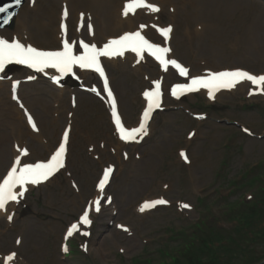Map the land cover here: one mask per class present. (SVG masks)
Returning a JSON list of instances; mask_svg holds the SVG:
<instances>
[{"label":"rangeland","instance_id":"1","mask_svg":"<svg viewBox=\"0 0 264 264\" xmlns=\"http://www.w3.org/2000/svg\"><path fill=\"white\" fill-rule=\"evenodd\" d=\"M208 2L213 6L212 13L201 7L195 8V14L203 11L208 14L199 17L191 12L193 22L190 26L196 24L194 30L201 22L210 23L200 35L197 34L200 29H197V33L191 35L192 43L187 39L188 44L182 43L186 39L182 31L183 16L179 20L172 19L177 3L163 8L160 26L173 25L169 22L172 20L178 30L175 40L170 39L176 59L192 70L191 75L225 67H242L264 73V0ZM52 3H58L54 12L58 18L61 1H45L48 6ZM85 5L87 3H82L84 8ZM181 6L192 7L190 4ZM27 7L28 2L20 12ZM48 17V13H45L39 15L38 20L48 21ZM140 25L152 24L143 18L134 28L138 29ZM215 26L217 29L213 31ZM154 29L152 27L149 36L152 41L160 43L156 37L157 28ZM0 31L5 32L7 38L13 37V31L8 28ZM246 31L251 33L250 40L254 38L252 48H256L254 51L259 57L254 61H244L240 58L242 52L238 55L227 52V46H236L237 37L241 39L243 49L244 37L248 35ZM86 38L90 41L88 36ZM69 39L73 40V36L70 35ZM35 45L49 46L42 42ZM177 48L180 52H177ZM144 63V70H131L133 65L129 63L124 65L126 69L121 73L106 63L120 101L121 113L130 126L140 119L144 108L143 92L151 89L156 80H163L164 87L167 86L162 108L154 116L149 135L141 144L120 145L99 78L91 76L88 85L75 83L74 80L64 83V94L60 99L62 112L55 110L53 117L55 120L56 116L57 123L50 121L52 103H57L54 99L58 95L56 90L47 84L42 85L45 90L39 84L31 86L27 81L23 82L25 86L19 87L22 97L41 100L34 110L42 112L39 116L43 124L42 133L40 136L37 134L42 138L34 137L31 131L28 133L29 130L23 125L27 140L34 138L33 144L38 149L30 161L46 159L60 143L64 130L75 116L79 126L73 127L71 124L70 150L62 171L47 184L32 187L18 203L15 222L20 226L23 223L30 225L26 226V237L17 234L18 230L11 231L16 223L6 218L0 221L1 230L8 233L4 238L0 236V252L16 250L32 264H158L165 258L162 252H175L185 237L192 233V225L200 219L211 216L218 226L232 228L236 225L234 218L228 214L229 201L240 200L242 195L250 199L254 197L253 194H259L260 188H264V94L257 92L249 95L253 86H247L220 95L213 101L207 100L204 93L178 100L172 97L170 90L172 84L180 79L177 69L173 68L162 79L160 77L164 70L152 57ZM21 72L19 69L7 73L3 83ZM20 76L23 81L26 73ZM6 88L0 92V108L9 107L7 110L12 111V119L24 123L25 119L14 111L13 105L17 104L8 90L11 86ZM74 111H77L76 114ZM12 119L7 117L0 121V139L3 140L0 145L4 146L8 155L0 176L12 162L10 134L17 125ZM45 128H49V131H45ZM244 128L250 133L244 132ZM50 139L52 149L49 145L42 148L40 142L43 140L47 144ZM182 151L187 159L181 155ZM110 164L117 167L108 191L113 195L116 207L109 206L94 215V223L83 227L71 239L65 251L63 244L67 226L78 219L85 205L95 196L97 180L103 168ZM260 175L263 180L258 178L256 184H241ZM147 198L164 199L168 203L141 212L139 209ZM183 204L190 207L183 208ZM28 232L30 234L27 235ZM84 232L89 234L84 235ZM20 237L24 239V245L17 246L14 242L19 241ZM259 254L264 256V250ZM17 264H24V261L19 260Z\"/></svg>","mask_w":264,"mask_h":264},{"label":"bare ground","instance_id":"2","mask_svg":"<svg viewBox=\"0 0 264 264\" xmlns=\"http://www.w3.org/2000/svg\"><path fill=\"white\" fill-rule=\"evenodd\" d=\"M45 1H48V0H29L28 1V7L26 9H24L22 11V13L20 12L19 17L16 20L15 30L14 31L12 30L13 32H11V35L13 36L14 39H19L25 45L31 44L34 47H35V43H37V42L38 43L42 42L43 44L45 43V44L49 45L48 47H45V46L41 47L44 49V48H54V47L62 45V39L65 37V35L68 39V36L71 34L74 38L73 41H75V42H79L81 40L85 41L87 39L86 37L88 36L89 38H91V41H93V43L98 44V45H100V47H102L103 44L106 43L109 39H113V38L117 37L116 35H118V34L122 35L126 32L134 31L133 28L136 26L138 21H140V19L146 18V19H148L149 23L159 26L161 24L160 23L161 21H159V19L161 18L160 15H162L163 8L169 4L177 3V6L174 9L175 13L172 14V19L179 20L181 15L185 19L186 22H184V19H182V21L184 23V25L182 26V28H183L182 31L186 35V39H184V41H182V43L188 44L187 39H190L191 35H193V33H197L196 32L197 29H200L199 33H197L198 35H200L203 33L204 29H206L208 24L210 23L209 22L207 24L206 22H201V24L198 25L196 27V29L194 30L193 28L196 24L190 26L191 22H193V19H191L192 18L191 12H193L194 13L193 15H195V16L202 17V16H205V14L207 12L212 13V11H214L213 6L208 2V0H200V1L199 0H196V1L195 0H148L149 3L156 4L160 8V12L152 13L149 10H147L146 8H137L135 10V12H129V14L127 16H125L122 13H123L124 6L128 2V0H82L81 1L82 3H87V5H85L86 8H84L82 6V3L80 2V0H71V1L70 0H60L61 5L59 6L60 10H59L58 18H57L56 13H54V12L58 8L57 7L58 3H52L50 6H48L45 4ZM183 4H190L192 7H183V6H181ZM45 7H46V10H44ZM196 7H199V8L201 7L202 9H204L207 12L203 11L199 14H197V13L195 14V12H197L195 9ZM190 8H192V10ZM65 9L68 12V16L66 18L63 17V12ZM215 12L218 13V11H215ZM45 13H48V16H49L48 18H50V19L48 21L42 20L41 22H39L40 20H38L39 19L38 16L39 15H45ZM81 14H83V17ZM169 22L173 23V25H171V27L172 26L173 27H172L171 33L169 34V38L167 40H165V38L159 32H158V34L156 33V37L160 39V42L163 44L162 46H168L171 48V52L168 54V58L176 59L175 54L172 53L173 49H172L170 39L174 38V40H175V37L177 34L176 32L178 30L175 29V24L172 20H169ZM88 23H91V25H92L91 32L89 31V29L87 27ZM61 24L66 25V28H67L66 34L61 29ZM216 26H215L213 31H215L217 29ZM151 30H152V25H150L148 28H144L142 30V32L147 35L151 32ZM190 30H191V32H190ZM217 33H219V31ZM246 34H248L247 35L248 37L247 36L244 37L245 44L243 45L244 46L243 49H242V46H240V40L241 39L239 37H237L236 38V46H227L226 47L227 52L231 53V54H237V55L240 54V52H242L241 54H243V56L240 58H243L244 61H254V59L259 58V57H257L256 51H254V50H256V48H252L254 38H252L250 40L251 37H249V36L251 33L247 32ZM5 35H6L5 32L0 31V37L7 38V37H5ZM161 38L163 40H161ZM248 38H249V40H248ZM7 39H9V38H7ZM149 39L151 41L150 36H149ZM218 39H220V38L218 37ZM190 40L192 43L193 39H190ZM223 40H226V39H223ZM246 40H247V43H246ZM218 41H211V42H218ZM221 43H223V42L221 41ZM237 46H239V48H237ZM38 48H39V46H38ZM181 48H182L181 50H183L182 45H181ZM178 51L180 52L179 48H177V52ZM212 52H214V50ZM181 53H185V52L181 51ZM149 57L150 56H148L146 53H144L143 58L141 59L140 57H137L136 54L133 52H125L124 56H122V57H120V56L113 57V58L103 57V60L105 62H107L108 64H110L112 66V68L116 67L115 69H117V72L121 73L122 70L124 71L126 69L124 65L129 64V63H132V65H133L131 67V70H135V68H137L138 70H144L145 63H144L143 59L146 60ZM19 65L21 66V64H19ZM170 66L171 65H169L166 72L162 74V75L165 74V76H162L160 78H164V77H166V75L168 76V74H170L172 72L173 68H170ZM23 68L24 69H22L23 71L21 73H17L16 75H13L7 83L2 82L3 74L0 75V88H1L0 92H3L5 89H7L6 87L11 86V88L10 89L8 88V90L11 94V97L14 99V101L17 104L16 106L13 105V107H15L14 111L16 110L15 113H18V115L20 117H23L25 119L24 123H20V122L17 123L15 120L12 119V116H13L12 111L7 110V109H9V107H4V109L0 108V121H1V119L5 120L7 117H9L10 120L12 119L14 121V123L17 124L14 126V129H12V133H11V130L8 129L9 132L11 133L10 136L12 137V142L10 143L11 144L10 152H11L12 163H10L11 164L10 166H12L17 155L21 156V166H22L23 163H31L30 158L34 156V152L37 154L38 149H36L34 144H33L34 138H32L33 141H32V139H31V141H28L26 138L28 130H29L28 133L31 131V133L33 135L35 134L34 137L37 136L38 139L42 138V137H39L40 133H42L41 132V129H42L41 126H43V124H41L40 117H39L40 114L42 115V112L40 111L38 113L34 110L36 108V106L39 105V102L41 100L39 99V101H38L35 98L30 99L31 97H25V96L22 97L21 96L22 91L19 92L18 91L19 88L17 89V87H15V88L13 87L14 83L17 81H19V83L17 84L18 87H20L21 85L25 86V83H23L20 75H22L23 72H26L27 81H30L29 84H32L31 86H36L37 84H39V86L42 87L43 84H47L51 88H53L54 90L57 91L58 95L54 96V99L57 103H55V104L52 103L53 111L50 114V116H52V119H50V121L54 120L53 117H54L55 110L62 112V105H63V103H62V101H60V99L64 94V91H63L64 89H63V87L58 86V84L55 83L50 78V77L59 75L58 73L54 72L53 70L47 69L44 72H39L41 74V76H37L36 78L29 79V77H34L36 72L31 68H26V67H23ZM232 68H238V67H232ZM104 70H106L105 65H104ZM214 71H217V70H212V72H214ZM80 72H81V76L78 77V80L82 81L86 85H88V83L90 82L91 76H93L95 79V77H96L95 74H97L96 72H91V71H86V70L80 71ZM191 73H192V70L190 69L187 77H190ZM261 74H264V73H261ZM106 75H107V77H110V75H108L107 71H106ZM193 75L198 76V75H203V74L195 73ZM135 76H136V74H135ZM108 80H109V78H108ZM249 84H251V83L247 82V81L241 82V83H239V85H237L231 91H221V92L216 94L217 96L216 95L215 96H216V98H218L220 95H223L225 93L228 94V93H230L236 89H239V88L244 89ZM200 92L206 93V91H200ZM26 93H28V90L25 92V94ZM162 94H164V91ZM14 96L16 98H14ZM37 96H39V95H35V97H37ZM56 97H58V99H56ZM21 100H23V101H21ZM105 101H106V103L109 104V101L107 98L105 99ZM118 102L120 103V101L117 100V110L119 111V103ZM0 105H1V102H0ZM144 106L147 107V100L145 101ZM43 111L46 112L45 109ZM5 112H7V113H5ZM76 112L74 111L75 114H76ZM28 115L32 116L33 121L35 122V125H36L35 129L32 127V124L29 123L28 118H27ZM36 118H37V120H36ZM121 118H122V116H121ZM55 120H56V116H55ZM55 120L53 121V123L56 122ZM152 120H154V119H152ZM70 123L73 125V127H75V126L78 127L79 124H78L77 116H75L74 121H71ZM71 124L68 127H70V126L72 127ZM23 125H25V127L27 128V131L25 130ZM23 129H24V131H23ZM45 131H49V128H45ZM23 132H24V134H22ZM37 134H39V136ZM120 140H119L120 145L121 146L124 145L125 141H123L121 139V137H120ZM2 141L0 139L1 144H2ZM50 141H51V139L48 140L47 144L43 140H42V142H40V141L39 142L42 145V148H45V146L49 145V148L52 149L53 145L51 144L52 141L51 142ZM3 145H4V143H3ZM24 149H27V153H28L27 156L21 155V153ZM5 151H6V149L4 148V146L0 145V165H1L0 170L6 165V161L8 159V155L5 153ZM4 155H5V157H4ZM66 157H67V154H66ZM65 163H66V158L64 160V165H65ZM6 170H5V172H6ZM4 173H2V175L0 176V181H1ZM116 173H117V170H115V172L112 176L111 182L109 183V185L107 186V188L105 189L104 192H100L96 189L95 197L91 202L99 199V197L102 193H107L109 191L110 186L112 185V181L114 179L113 177H115ZM53 177H51L50 179L45 181V183H43V185L52 181ZM32 187H34V186L32 184H29V188H32ZM154 199L155 198H147L146 200L150 201V200H154ZM112 205H114V207H115V205H116L115 199H114ZM16 208H17V203L11 202L7 206L6 211H0V217H5L6 219H8L9 216L13 217L14 212L16 211L15 210ZM143 214H145V213H143ZM15 217H16V214H15ZM15 217H13V221H12L13 224L16 223ZM26 226L30 227V225L28 226L25 223H23V225H21V226H20V224L18 225L16 223L15 226L11 229V231L18 230L16 233L19 235H23L22 237H24L25 231L27 229ZM28 230H29V228H28ZM34 233H32V234H34ZM7 234L8 233L5 234V232L3 233V231L0 230L1 238L6 237ZM28 234H30V232H28L27 235ZM17 237L18 236H16V238ZM22 237L19 238V243H17V240H15V242H14L15 245H17V246L24 245V243H23L24 239ZM8 255H9L8 252H0V258H2L3 260H5V258ZM19 260L24 261V264H32V262H28L27 258H25V259L22 258V256L19 255V253H17L15 255V257L11 263L17 264L19 262Z\"/></svg>","mask_w":264,"mask_h":264},{"label":"snow or ice","instance_id":"3","mask_svg":"<svg viewBox=\"0 0 264 264\" xmlns=\"http://www.w3.org/2000/svg\"><path fill=\"white\" fill-rule=\"evenodd\" d=\"M15 5H20L21 0H13ZM12 7L11 4L0 6V13H8L7 19H11L15 13L8 12V9ZM137 8H146L152 13H158L160 8L154 4L149 3L148 0H128L123 9V15L127 16L129 12H135ZM83 17V14H81ZM68 12L65 9L63 17H67ZM89 31L92 30L91 23L87 24ZM145 25H140V30L134 32H126L120 35L118 38L109 39L102 47H97L95 43H86L84 41L69 42L66 35L62 39V47L57 50H43L34 47L31 44L25 45L19 39H12L0 37V70H3L7 63L15 61L17 63L26 65L31 69H35L40 72H44L46 69H55L59 75L53 76L52 79L59 83L60 78L69 73H73L74 67L79 69H90L97 72L100 77L103 78L104 90L107 92V96L112 106V115L115 120L116 127L119 131L120 137L123 140H135L138 135L146 133V125L144 120H147L152 111L161 107V81L156 80L153 82L154 88L152 90H146L143 95L147 100V107L143 113V120L138 127L128 129L124 127L120 116L117 113L116 100L113 95L109 82L105 73V70L101 63V57L113 58L117 56H124L126 51H131L136 54L137 57L143 58V54L147 52L150 56L154 57L159 62L160 66L167 70L169 65L173 66L179 71L181 76H188L189 69L182 66L176 59L168 58V54L171 52V48L168 46H161L160 44L152 43L144 35L142 30ZM157 27L160 34L167 40L169 34L172 31L171 25L167 27ZM61 29L66 34V25L61 24ZM78 43V46L82 48L78 54L74 52V46ZM139 62V61H138ZM34 77H29L33 79ZM250 82L253 85V89L249 92V95H253L256 92L264 94V74H252L247 70L233 69L223 70L218 72L208 71L205 75H198L190 77L187 83H178L172 86L171 95L179 98L180 96L197 92L201 89H206L210 98H214L216 92L220 90H232L241 82ZM15 82L13 87L15 88ZM96 91L95 88L92 89ZM14 98H16L14 96ZM28 121L35 129L36 125L31 115H28ZM203 118V117H201ZM248 132V129H244ZM69 133L67 131L63 134V141L59 144L57 150L51 155L50 159L45 161H39L36 163H23L21 166V156L17 155L11 168L7 171L2 181H0V211H6L9 202H15L18 198L23 197L27 191V185H37L42 181H46L59 169L64 167V155L66 151V142L68 141ZM27 149H24L21 155L27 156ZM181 155L187 159L185 153L182 151ZM112 172V168H108L103 173V178L99 181V188L104 189L105 183L108 180L109 174ZM19 187V191L16 189ZM110 200V198H109ZM95 211H100V200L97 199L94 202ZM168 201L164 199H156L151 201H145L140 207V211L143 212L146 209L155 207L156 205L167 204ZM183 208H189L190 205L183 204ZM12 219L11 216L8 217ZM91 219L89 218V210L85 212L79 219L78 223H73L67 232V236H71L74 232L78 231L80 225H90ZM120 227L124 228L123 225ZM127 231L126 228H124ZM84 235L89 233L84 232ZM19 243V241H17ZM67 251V248L64 249ZM15 253L9 254L5 260L6 264H10L15 257Z\"/></svg>","mask_w":264,"mask_h":264},{"label":"trees","instance_id":"4","mask_svg":"<svg viewBox=\"0 0 264 264\" xmlns=\"http://www.w3.org/2000/svg\"><path fill=\"white\" fill-rule=\"evenodd\" d=\"M258 178L241 184H256ZM228 209L236 225L227 229L203 219L192 225V233L175 252L164 250L165 258L158 264H260L264 260L259 254L264 250V188L250 201H229Z\"/></svg>","mask_w":264,"mask_h":264},{"label":"water","instance_id":"5","mask_svg":"<svg viewBox=\"0 0 264 264\" xmlns=\"http://www.w3.org/2000/svg\"><path fill=\"white\" fill-rule=\"evenodd\" d=\"M25 1L26 0H21V4L20 5H15L13 3V0H0V6H4L6 4H11L12 7H10L8 9V12L15 13V15H13L11 17V19H5V20H7V24L13 25V23H14V21H13L14 20V17L16 16V14L18 13L20 7L22 6V4H24ZM7 16H8V13H0V19L7 18Z\"/></svg>","mask_w":264,"mask_h":264}]
</instances>
